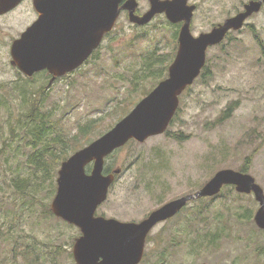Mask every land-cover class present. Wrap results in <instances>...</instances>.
<instances>
[{"label": "rangeland", "instance_id": "rangeland-1", "mask_svg": "<svg viewBox=\"0 0 264 264\" xmlns=\"http://www.w3.org/2000/svg\"><path fill=\"white\" fill-rule=\"evenodd\" d=\"M249 1L189 0L197 6L191 31L196 36L210 31ZM149 9L148 0H139V15ZM36 17L29 3L0 17V96L5 94L10 103L7 115L0 108V264H19L20 257L11 251L19 246L33 250L39 264H76L73 246L82 234L80 228L49 212L61 164L51 170L53 184L44 183L40 166L30 165L35 147L14 135L6 122L11 115V122L17 123L28 109L13 88L19 82L30 83V94L37 93L32 101L55 114L53 119L60 123L55 132L64 131L70 142L81 127L96 125L89 135L94 141L127 114L125 109L130 112L168 77L174 61L170 58L176 53L172 36L180 28L173 27L176 24L164 14L139 26L122 11L97 53L100 59L50 84L45 76L23 78L12 65L10 38L21 34ZM150 55L169 67L144 96L146 88L141 84L150 88L156 78L135 77ZM207 67L206 78L201 74L182 94L166 133L143 143L132 140L106 158L105 168L121 172L97 215L140 222L167 202L200 190L222 169L240 171L245 166L264 189V7L241 30L231 31L208 50ZM133 96L138 100L135 105L129 101ZM75 152L71 149L66 159ZM18 179H27V189L16 186ZM220 194L214 200L192 201L176 216L157 224L148 235L140 264H264V230L254 220L259 208L254 194L239 193L235 187H225ZM246 208L254 210L252 221L241 219ZM224 228V236L217 237ZM1 239H8L10 245Z\"/></svg>", "mask_w": 264, "mask_h": 264}, {"label": "water", "instance_id": "water-1", "mask_svg": "<svg viewBox=\"0 0 264 264\" xmlns=\"http://www.w3.org/2000/svg\"><path fill=\"white\" fill-rule=\"evenodd\" d=\"M22 1L0 0V15L12 11ZM149 1L150 9L139 15V0H33L40 16L11 47L12 62L24 75L48 69L57 76L81 64L97 48L103 35L114 29L122 11H127L130 21L139 26L161 14L171 23H184L168 77L110 130L61 163L51 210L56 217L81 230L73 246L76 264H140L148 235L157 224L176 216L192 201L219 195L225 186H233L239 193L254 194L259 203L254 220L264 230V189L251 174L234 169L219 170L200 190L167 202L140 222L96 214L121 172L117 169L107 173L106 158L131 140L143 143L166 133L179 109L180 96L205 68L208 49L221 44L231 31L241 30L264 7V0H251L236 15L196 36L191 31L195 4L191 5L189 0ZM66 22L75 24L68 32L73 39L72 49L62 47L58 41L59 25Z\"/></svg>", "mask_w": 264, "mask_h": 264}, {"label": "trees", "instance_id": "trees-1", "mask_svg": "<svg viewBox=\"0 0 264 264\" xmlns=\"http://www.w3.org/2000/svg\"><path fill=\"white\" fill-rule=\"evenodd\" d=\"M172 26L174 27L176 25H172ZM177 36L178 34L174 32L172 36L173 37L172 41L175 42V45L173 46L175 47V51L177 49V45H176ZM157 51L159 52V48L157 49ZM154 58H155L154 55H150L149 57H147L143 62V67L140 75L138 77H135V78L143 79V81L146 80L149 81L152 80L153 78H156L155 82L153 83L152 86H150V88L149 87L147 88L145 86L146 84L145 85L141 84L142 87L146 88V90L143 91L144 96L147 95L155 87L156 83L159 82L168 73L169 66L166 65V61H161L159 58H155V59ZM172 58L174 59L173 55L171 56L170 60H172ZM207 68L208 67L206 64L205 68L202 71L203 78H206L204 76L207 75L208 73ZM29 85L30 83L28 82L27 83L19 82L15 85V88H13L17 93H19L20 98L22 99L24 105L28 106V109H26V111H24V113L22 114L23 116L22 119L18 117L17 123L11 122V115L7 116L6 122H9L11 131L14 135L23 136L24 137L23 140H26L28 145H33L35 147V152L33 153V158L30 160V165L31 166L33 165L35 169H39L40 166L43 170L45 177L43 179L44 183L49 180V182L53 184L55 183L54 180L55 178L51 176V170L52 169L57 170V168H59V165L62 163L61 161L66 160L71 149L73 151H77L85 147L89 143H91L93 139L89 135L91 134L92 130L97 126L88 124L85 127H81L80 134L74 136L73 142H70V137H67L64 131L61 130L55 132L56 127H58L60 124L58 120L53 119V116L55 114L53 112H48L47 110H45L43 106H41L38 102L35 103L34 101H32L33 96L37 97V93L33 92L32 94H30V91L28 90L30 87ZM136 91L140 92L137 88ZM40 92L43 91H39L38 94H41ZM135 99L136 97L133 96L130 97L129 101L132 102V104L134 103L136 104L138 100L135 101ZM9 105L10 103L8 102V100H6V95L5 94L1 95L0 108L4 109L5 115H7L5 109H7ZM230 108L231 106L226 111L225 116L229 115ZM127 109H125L124 111L125 113L128 114L129 110L127 112ZM123 117L124 116L119 117L118 121L121 120ZM220 120H222V117ZM111 127H113V125ZM111 127L108 130H110ZM58 149L60 150V152L57 154ZM48 153L49 155L51 153L50 157H48V159H43V156ZM34 159H37V163L34 161ZM90 166L91 165H89L87 169L88 168L90 169ZM105 171L107 173L113 172L112 169H110L109 167L105 168ZM240 171L246 173L247 168L244 166L240 169ZM18 181H20L17 182L16 184L18 188L21 189V187H24L27 189V184H28L27 179H18ZM225 187L228 189L233 188V186H225ZM53 192H55V189L51 190V193ZM220 195L221 194L211 198V200H214L216 197ZM239 208H244V207L240 206ZM49 212L51 214L53 213L51 208L49 209ZM253 212H254L253 209L251 210V208H246L241 215V219L243 221L245 219L248 221H252ZM224 230L225 228L219 230L216 236L223 237L225 234ZM2 241L4 243H9L10 245L8 239ZM11 251L14 253L15 256L20 257L19 264H39L40 259L38 256H36L33 250L29 251L27 250V248H22L19 246Z\"/></svg>", "mask_w": 264, "mask_h": 264}, {"label": "flooded vegetation", "instance_id": "flooded-vegetation-1", "mask_svg": "<svg viewBox=\"0 0 264 264\" xmlns=\"http://www.w3.org/2000/svg\"><path fill=\"white\" fill-rule=\"evenodd\" d=\"M149 1V0H148ZM25 3H29V4H32L33 5V0H23L16 8H14L12 11H10V12H8V13H6V14H1L0 15V17H2V16H6L7 14H9V13H11V12H13L14 10H16L17 8H19L20 6H22L23 4H25ZM149 4H150V1H149ZM33 9H34V11L36 12V18H35V20L34 21H32V23L29 25V26H31L34 22H36L37 20H38V18H39V14H38V12L35 10V8H34V6H33ZM128 13V12H127ZM146 13V12H145ZM138 14V13H137ZM144 14V13H143ZM156 17V16H155ZM154 17V18H155ZM117 23V22H116ZM183 22H181V23H177L176 24V26H179V28H180V31H181V28H182V26H183ZM116 25V24H115ZM28 25H27V27H26V29L29 27ZM75 26V24H73L72 22H66V23H61L60 25H59V29H60V32H61V34H60V37H59V44L62 46V47H66L67 49H72L73 48V39H72V36L68 33L69 32V30L70 29H72L73 27ZM115 28V27H114ZM25 29V30H26ZM24 30V31H25ZM23 31V32H24ZM180 31H179V33H178V36H177V40H176V45H177V49H176V53H175V57H176V54H177V51H178V49H179V35H180ZM111 32V31H110ZM110 32H107V33H105L104 35H103V37H102V39H101V41H100V43L98 44V46H97V48H95L91 53H90V55L89 56H87L84 60H83V62L81 63V64H79L74 70H72V71H70V72H66V73H64V74H58L57 76H55L53 73H51L48 69H43V70H41V71H38V72H36V73H34L32 76H26V75H24L22 72H20V70L13 64V62H12V65H14V68H15V70H16V73L20 76H23V78H26V79H33V78H36V77H42V76H45V77H47L48 79H49V83L50 84H53V82H55L56 80H61V79H63V78H66V77H68V76H70L73 72H75V71H78V70H80V69H83V68H85L87 65H89L95 58L97 59H100V56H98L97 55V53L99 52V50L103 47V44H104V42L108 39V37L110 36ZM193 33V32H192ZM22 34V33H21ZM21 34H19V35H17V36H14V37H11L10 38V51H11V47H12V44H13V41L15 40V39H17V38H19L20 36H21ZM173 43H175L174 41H173ZM214 47V46H213ZM175 48V47H174ZM210 48H212V47H210ZM209 48V49H210ZM208 49V50H209ZM64 59H66L67 58V56L66 57H63ZM76 59H78V57L76 58ZM182 96V95H181ZM181 96H180V99H181ZM177 114V113H176ZM132 141V140H131Z\"/></svg>", "mask_w": 264, "mask_h": 264}]
</instances>
